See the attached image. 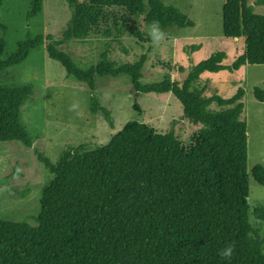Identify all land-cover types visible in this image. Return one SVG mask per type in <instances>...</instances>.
Masks as SVG:
<instances>
[{"label":"trees","instance_id":"obj_1","mask_svg":"<svg viewBox=\"0 0 264 264\" xmlns=\"http://www.w3.org/2000/svg\"><path fill=\"white\" fill-rule=\"evenodd\" d=\"M247 1L225 0L223 6L225 37L244 39L245 53L230 66L223 64L225 52L211 55L183 85L170 78L144 85L143 61L117 66L106 53L97 66L82 69L57 44H49V56L91 89L96 75H126L137 92H171L183 104L185 117L202 128L187 146L172 134L130 121L104 146L69 150L55 165L44 159L52 177L43 189L37 226L0 220V264H264V239L252 224L248 202L245 90L230 99H203L193 88L206 72L264 65V15ZM88 2L70 3L67 40L85 38L103 8L137 14L145 6L144 0ZM149 7L148 20L160 28L193 26L160 0H149ZM41 10L42 0H35L29 18ZM43 42V37L21 42L16 54L0 60V73L23 64ZM28 93L27 87H0V142L32 146L20 122ZM254 96L264 103V90L255 88ZM213 103L219 110L210 108ZM252 175L264 186L262 164ZM229 244L235 246L234 255L223 259L219 252Z\"/></svg>","mask_w":264,"mask_h":264},{"label":"rangeland","instance_id":"obj_2","mask_svg":"<svg viewBox=\"0 0 264 264\" xmlns=\"http://www.w3.org/2000/svg\"><path fill=\"white\" fill-rule=\"evenodd\" d=\"M34 1L0 0L1 61L16 54L21 42L44 38L23 64L0 73V87L30 89L20 122L33 141L31 147L20 141L0 142V220L37 226L43 189L52 177L44 159L55 165L69 150L104 146L130 121L172 134L187 146L202 128L185 117L183 104L171 92H137L126 75H96L91 89L49 56L50 43L57 44L82 69L97 66L106 53L117 66L143 61L144 85L167 78L183 85L195 66L217 52L226 53L223 64L230 66L245 53V40L225 37V0H160L179 10L193 26L160 28L164 35L159 41L149 34L153 25L148 20L149 0H144V10L137 14L118 7L103 8L88 35L71 40L65 38L72 18L70 3L85 5L88 0H42L41 12L29 18ZM247 2L256 14L264 15V0ZM193 88L203 99H230L238 89L245 90L248 202L252 224L264 239V186L252 175L256 165L264 166V103L254 96L255 88L264 90V65H246L236 72H206ZM210 108L219 110L217 103Z\"/></svg>","mask_w":264,"mask_h":264},{"label":"clouds","instance_id":"obj_3","mask_svg":"<svg viewBox=\"0 0 264 264\" xmlns=\"http://www.w3.org/2000/svg\"><path fill=\"white\" fill-rule=\"evenodd\" d=\"M149 34L152 36L154 41H159L160 39L163 38V35H164L160 29L158 22L153 23V25L151 26V31ZM234 251H235L234 244H229L228 246H226L225 248L220 250L219 255L223 259H229L230 260L234 255Z\"/></svg>","mask_w":264,"mask_h":264},{"label":"crops","instance_id":"obj_4","mask_svg":"<svg viewBox=\"0 0 264 264\" xmlns=\"http://www.w3.org/2000/svg\"><path fill=\"white\" fill-rule=\"evenodd\" d=\"M247 65H250V64H247ZM245 66H246V65L242 66L240 69H242V68L245 67ZM240 69H239V70H240ZM239 70H237V71H239ZM235 72H236V71H235Z\"/></svg>","mask_w":264,"mask_h":264}]
</instances>
